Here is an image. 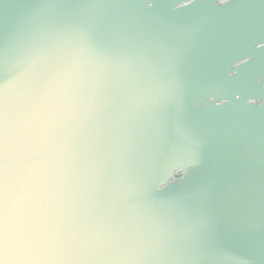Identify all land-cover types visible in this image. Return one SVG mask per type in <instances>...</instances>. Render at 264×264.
<instances>
[{
    "label": "water",
    "instance_id": "obj_1",
    "mask_svg": "<svg viewBox=\"0 0 264 264\" xmlns=\"http://www.w3.org/2000/svg\"><path fill=\"white\" fill-rule=\"evenodd\" d=\"M63 2L111 6H46ZM140 4L0 3L6 42L109 61L93 114L66 129L83 223L129 249L116 264H264V0Z\"/></svg>",
    "mask_w": 264,
    "mask_h": 264
},
{
    "label": "snow or ice",
    "instance_id": "obj_2",
    "mask_svg": "<svg viewBox=\"0 0 264 264\" xmlns=\"http://www.w3.org/2000/svg\"><path fill=\"white\" fill-rule=\"evenodd\" d=\"M46 6L104 8L111 4ZM162 6L163 0H141L140 4L147 9ZM80 31L87 34L86 28ZM20 64H26L24 70L14 72ZM108 64L105 60L92 67L79 51H36L18 39L0 38V264H116L129 258V249L119 247L114 238L89 232L73 197L74 141L79 128L71 133L66 129L81 109L82 119L93 114L96 94L108 86ZM7 84L16 85L14 93ZM216 187L209 180L193 199L211 196ZM149 255L145 252L138 258Z\"/></svg>",
    "mask_w": 264,
    "mask_h": 264
},
{
    "label": "rangeland",
    "instance_id": "obj_3",
    "mask_svg": "<svg viewBox=\"0 0 264 264\" xmlns=\"http://www.w3.org/2000/svg\"><path fill=\"white\" fill-rule=\"evenodd\" d=\"M179 176H180L179 173H177L176 176H175V178H178Z\"/></svg>",
    "mask_w": 264,
    "mask_h": 264
},
{
    "label": "clouds",
    "instance_id": "obj_4",
    "mask_svg": "<svg viewBox=\"0 0 264 264\" xmlns=\"http://www.w3.org/2000/svg\"><path fill=\"white\" fill-rule=\"evenodd\" d=\"M221 2H223V0H221Z\"/></svg>",
    "mask_w": 264,
    "mask_h": 264
},
{
    "label": "flooded vegetation",
    "instance_id": "obj_5",
    "mask_svg": "<svg viewBox=\"0 0 264 264\" xmlns=\"http://www.w3.org/2000/svg\"><path fill=\"white\" fill-rule=\"evenodd\" d=\"M226 0H224L223 2H225Z\"/></svg>",
    "mask_w": 264,
    "mask_h": 264
}]
</instances>
